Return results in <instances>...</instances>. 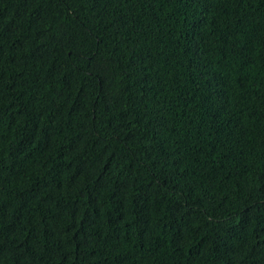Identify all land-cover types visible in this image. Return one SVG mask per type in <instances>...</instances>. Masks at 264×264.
I'll use <instances>...</instances> for the list:
<instances>
[{
  "label": "trees",
  "instance_id": "trees-1",
  "mask_svg": "<svg viewBox=\"0 0 264 264\" xmlns=\"http://www.w3.org/2000/svg\"><path fill=\"white\" fill-rule=\"evenodd\" d=\"M0 264H264V0H0Z\"/></svg>",
  "mask_w": 264,
  "mask_h": 264
}]
</instances>
